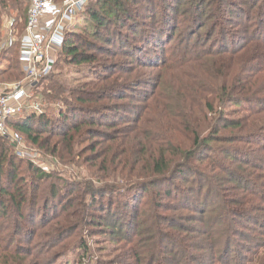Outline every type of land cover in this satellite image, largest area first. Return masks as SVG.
Returning <instances> with one entry per match:
<instances>
[{
  "label": "trees",
  "instance_id": "1",
  "mask_svg": "<svg viewBox=\"0 0 264 264\" xmlns=\"http://www.w3.org/2000/svg\"><path fill=\"white\" fill-rule=\"evenodd\" d=\"M83 13L89 25L65 33L36 92L63 109L7 125L86 174L39 196L51 176L29 164L19 177L0 137V264H57L73 251L87 264H259L264 242L244 245L264 230V0H95ZM19 47L0 50V77L23 79ZM63 65L93 79L73 85ZM143 67L177 69L178 84L135 81ZM86 228L118 245L108 259L95 258Z\"/></svg>",
  "mask_w": 264,
  "mask_h": 264
},
{
  "label": "rangeland",
  "instance_id": "2",
  "mask_svg": "<svg viewBox=\"0 0 264 264\" xmlns=\"http://www.w3.org/2000/svg\"><path fill=\"white\" fill-rule=\"evenodd\" d=\"M29 5H30L29 0H23L20 3L18 2V5L15 4L14 7H11L10 4L7 6V9H3L2 7H0V12H1L0 33H1L2 38H4V44H5L6 40L8 39L6 36H8V37L10 36V32H11V29H10L11 25L10 24H11L12 20L15 21L19 17L24 18L22 20L23 23H25V21L27 20V16H28L27 13L29 10ZM21 6H22V8H21ZM25 9H26V14H25ZM88 21L89 20L84 13L79 14L75 19L74 25L72 26V30L75 32H81L82 28L89 25ZM173 46H176V42L172 43L171 45H169L167 47V50H166L167 53H166V57H165L166 60L167 59L170 60L172 58L171 48ZM57 57H58V55H56V59H57ZM121 58H123V57H121ZM171 62H172V59L170 60L169 63H171ZM3 64L6 65L7 63H5L3 61ZM127 66H129V65H127ZM3 68L6 69L4 66H3ZM76 70H78V69H75V67H69L67 65H63V66L59 67L58 73L60 75H58V76L60 78H63V77L74 78L71 82V84H73V85H75V84L77 85V84H80L83 82H87L88 78L93 79V75H90L87 78L84 77L83 69H81L82 71H79V72H77ZM178 72L179 71L177 69H173L171 67L163 69V70L161 69V67H155V68L143 67V68H138L137 71L136 72L134 71L132 74H133V78L135 79V81L141 80V82H143V84H147V83L157 84L158 80H160L164 74L167 75L166 80L168 81V83H177L178 84L179 78L177 77V75H175ZM124 77L128 79L127 75ZM16 81L17 80L10 81L7 78V76L6 77L5 76L0 77V90L2 88H5L6 85H10ZM41 90H43V89H41ZM146 92H147V89H142L139 93H137V96L143 97V95ZM34 100L36 102L41 101L42 102V110L44 112H47L49 114V117L53 118V119L56 118L57 114L59 113L60 108L63 109V106L61 105V103L57 102L55 104H50V103L46 102L43 97H39L38 95H36V98L34 97ZM34 100L31 99L26 104V106H31L33 104ZM21 116H23V115H21ZM135 116H137V114L129 115L126 118H128V120L131 122ZM12 133H13V135L14 134L18 135L15 132H12ZM19 138H20L21 144L23 145L22 151H25V153L27 154L25 156H20L18 154L16 155L18 158V159H16V163L20 164L22 166V171L20 172L19 177H21V176H23V177L30 176L31 177L32 173H30L28 171L29 164H32V166L34 168H39L42 172L51 176V179H49L48 181L44 180L42 185H43V188L45 191L41 192L39 196H41L44 192H45L44 193L45 195L47 193H49L52 186H57L59 189H61V191H63L64 186H65V184H63V183L67 180L80 183L84 179L83 176H85V174H86L85 173L86 167L81 166V165L79 166L78 164H70V163L61 162L58 158L53 157L50 153L46 152L45 150H40L37 147L30 145L24 135L19 136ZM13 143L14 142L6 141V143H2V144L6 145V146L9 145L10 147H12L11 150H14L16 152V149H15L16 144H13ZM29 156H33L36 159L32 160ZM94 183L96 185H99V183L96 181ZM25 189L28 190V187H25ZM29 195H30V192H28V196ZM40 204H41V202H39L38 205H40ZM49 217H52V214L49 215ZM1 220L3 222H6V223L9 222L7 219H4V218H1ZM87 230L88 229L86 228V229H84V231H81L82 232L81 236H83L85 234V231H87ZM89 230H91V229H89ZM75 235L76 234H73L71 238H69L67 241L64 242V244L70 245L72 242L78 241V240L74 239ZM86 237H84V238L86 239ZM23 238H24V236H22V239ZM87 239H88V242L90 243V246L92 248L91 250L93 251V255L95 256V258H101L104 260L108 259L113 254L111 252L113 250L115 251V249L118 246L115 243V241H112V239L109 236H105V235H94V236L87 237ZM23 240H25V239H23ZM36 241H37V239H36ZM22 242L25 243L26 241H22ZM239 242L240 241L238 240V243ZM259 242H264V230L258 231V232L250 230L249 241L245 242L244 247L249 246V248H254L255 245L253 246V244L254 243L258 244ZM238 248L239 247H237V249ZM242 250H244V248H242ZM74 252L75 251L68 253L66 256H63L62 258H60L58 260L57 264H87L88 261H86V260L81 263V259H80L81 254L78 251H76V253H74ZM260 252L263 253L264 249L261 250ZM263 257L264 256H262V258ZM260 263L264 264V259H262L260 261ZM88 264H91V263H88ZM250 264H252V263H250ZM253 264H255V262H253Z\"/></svg>",
  "mask_w": 264,
  "mask_h": 264
},
{
  "label": "built area",
  "instance_id": "3",
  "mask_svg": "<svg viewBox=\"0 0 264 264\" xmlns=\"http://www.w3.org/2000/svg\"><path fill=\"white\" fill-rule=\"evenodd\" d=\"M92 1L94 0H65L62 4H57L53 0H29L24 35L19 42V62L24 76L21 81L6 85L0 90V137L14 142L16 154L20 156L27 154L22 151L20 138L13 135L7 121L30 113L44 114L42 102L34 100L36 92L41 88L42 79L49 76L55 68L56 55L63 46L65 33ZM10 25V36L1 49L11 48L14 44V20ZM31 99L34 100L33 104L26 106Z\"/></svg>",
  "mask_w": 264,
  "mask_h": 264
},
{
  "label": "crops",
  "instance_id": "4",
  "mask_svg": "<svg viewBox=\"0 0 264 264\" xmlns=\"http://www.w3.org/2000/svg\"><path fill=\"white\" fill-rule=\"evenodd\" d=\"M12 32H13V33H12V37L15 39L13 45H15V44H17V42H20L21 38H22L23 35H24V31H23V33L21 34V36L19 35L20 33L17 32V31H14V30H13ZM19 36H20V37H19ZM6 37L8 38V36H6ZM6 41H7V40H6ZM3 66L6 68V65H4L3 63H0V69H4Z\"/></svg>",
  "mask_w": 264,
  "mask_h": 264
}]
</instances>
